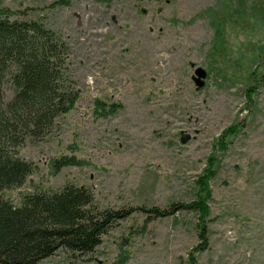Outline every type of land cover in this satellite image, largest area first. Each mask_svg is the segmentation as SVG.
<instances>
[{"label":"rangeland","instance_id":"rangeland-1","mask_svg":"<svg viewBox=\"0 0 264 264\" xmlns=\"http://www.w3.org/2000/svg\"><path fill=\"white\" fill-rule=\"evenodd\" d=\"M1 10L66 40L80 96L19 147L36 169L0 198L74 183L99 206L208 208L203 250L200 210L150 222L137 212L94 252L62 248L37 264H264V0H0Z\"/></svg>","mask_w":264,"mask_h":264},{"label":"trees","instance_id":"trees-1","mask_svg":"<svg viewBox=\"0 0 264 264\" xmlns=\"http://www.w3.org/2000/svg\"><path fill=\"white\" fill-rule=\"evenodd\" d=\"M17 13L0 11V194L23 186L36 169L19 155V147L50 133L80 96L69 73L66 40L40 20L12 17ZM5 86L13 90L8 101ZM201 180V190H207V179ZM183 209L200 210L199 250L205 249L208 208L200 202L99 206L89 187L74 183L27 191L18 204L0 198V264H37L62 248L71 256L88 255L134 213L150 222ZM193 258L189 264H197Z\"/></svg>","mask_w":264,"mask_h":264},{"label":"water","instance_id":"water-1","mask_svg":"<svg viewBox=\"0 0 264 264\" xmlns=\"http://www.w3.org/2000/svg\"><path fill=\"white\" fill-rule=\"evenodd\" d=\"M195 73H196V77H195L196 82L198 83V85H201L203 78L206 77V71L202 67H198ZM189 137H190L189 134L183 133L182 142H186Z\"/></svg>","mask_w":264,"mask_h":264}]
</instances>
